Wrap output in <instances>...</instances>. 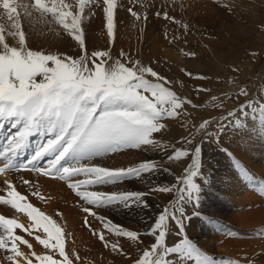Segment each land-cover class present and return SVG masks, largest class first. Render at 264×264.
<instances>
[{
	"label": "snow or ice",
	"instance_id": "obj_1",
	"mask_svg": "<svg viewBox=\"0 0 264 264\" xmlns=\"http://www.w3.org/2000/svg\"><path fill=\"white\" fill-rule=\"evenodd\" d=\"M89 3L98 4V0H79L80 13L73 15L64 10L70 5L65 4L63 0H59V3L53 0L52 6H47L43 0H34L35 8L42 13H51L80 47L82 55L78 59H73L28 49L25 45V34L21 30L18 8L23 7L25 14L31 15L29 6L16 5L14 0H0L3 10L9 13L8 21L14 29L8 34L18 36L20 45L19 48L10 47L5 42L3 35L5 27L0 24V46H2L0 47V120H11L14 127L23 124L22 130L9 144V147L15 144L12 155L18 154L16 149L26 146L29 136L39 134L42 138L48 137L35 150L26 165L12 164L9 168L6 163L5 167L0 168V174L11 170L18 171L23 167L39 175L64 181H69L74 176H83L85 179L68 185L83 202L82 210L88 215L96 216L109 232L138 242L139 233L117 226L84 205H93L95 208L117 204L125 208L147 207L146 195L152 192L172 193L176 186L157 185L144 194L92 191L90 189L97 185L123 182L129 178L143 179L145 174L155 175L162 166L155 161L146 160L127 168L109 169L85 165L82 161L90 162L95 157L125 149L144 147L152 150H167L171 146L154 139L153 133L166 129V124L162 122L165 119H175L180 116L182 113L178 110L182 109L184 104L198 106L164 87L159 81L167 82L166 78L159 76L151 67L142 66L139 61L128 67L120 60H116L112 65L105 67L108 59H111L109 52L95 51L89 56L81 27L84 8ZM103 6L107 34L112 42L115 38L116 0H103ZM131 14L137 19L140 18L135 12ZM165 18L171 19L167 13ZM184 27L187 29V25ZM120 55L127 57L123 51ZM191 55L194 56L195 53ZM89 60L92 67L88 66ZM146 74L154 77L157 82L146 79ZM187 75L192 76L191 73ZM37 77H40L39 81ZM193 78L206 79V77ZM197 91H207V89H197ZM241 93L247 95L246 90L242 89ZM245 107L251 105H243L241 111ZM261 112L264 113V106L261 107ZM228 115L234 116L235 113L229 112ZM210 123L205 120L197 130H206ZM222 129L221 124L217 134ZM186 142L192 143L191 140ZM190 155L191 162L184 168L183 175L178 178L179 184L183 185L176 189L180 194L174 204L162 210L154 227L147 233L154 237V243L151 249L142 253L136 264H168L166 258L172 254L194 260L195 264H216L212 257L194 246L183 231L184 221L187 219L184 206L192 203L199 191L196 181L201 177L202 149L196 146L190 154L186 149L176 148L168 156L169 161H181ZM45 157L50 158L47 165L39 166V161ZM11 159V156L3 157L8 163ZM62 161H70L71 166H64ZM4 183L9 189L7 193L9 198L0 197V203L25 212L32 224L24 231L31 234L30 229L42 228L47 237L36 236L37 242L46 249L57 250L63 258V261H60L54 259L52 255L37 256L38 264H72V260L65 253L62 229L55 221L30 204L22 206L20 201H24L25 197L15 190L11 181L5 179ZM24 183L30 182L24 180ZM34 194L39 195V191ZM169 220L175 223L178 235L181 237L180 242L171 247L166 243ZM85 226L90 228L87 215ZM0 227L7 234L0 236V249L12 253L7 257L12 264H20L18 258H21L24 264H33L32 259L25 256L18 246L23 244L31 249L32 245L21 236L13 234L14 229L23 228V225L14 219L0 216ZM99 239L106 247L108 246L103 234L99 235ZM111 247L114 252H122L117 244H112ZM32 255L35 256V253ZM224 264H235V262L225 261Z\"/></svg>",
	"mask_w": 264,
	"mask_h": 264
},
{
	"label": "bare ground",
	"instance_id": "obj_2",
	"mask_svg": "<svg viewBox=\"0 0 264 264\" xmlns=\"http://www.w3.org/2000/svg\"><path fill=\"white\" fill-rule=\"evenodd\" d=\"M33 2L34 0H14L16 5H30V3L32 4ZM43 2L47 6L52 5V0H43ZM240 2L241 3L238 5H234L232 7V15L234 16L233 19L235 20H230V18L223 13H217L215 14V17L211 13L207 15L208 17L206 19V24H217L216 26L218 27L219 31H217V37L214 41L205 39L201 40L202 45H197L193 49L195 52V58L193 60H185L184 58L185 56H188L189 48L186 50V52L181 51L180 49L179 53L175 52L173 54L172 52H168L171 57V63L179 67L187 65L203 70L205 68H210V66H217V64H220L226 60L231 62L230 59H235V56H237V54H235V50L240 47H245L240 46L242 44L240 43L235 49V46L240 39L246 40L249 43L251 49L258 51L263 50L264 32L263 34L262 32L257 33L254 39L251 38V36L255 35L252 26L256 22L257 6H254V4L249 2V0H243ZM74 11L73 13H75ZM18 12L22 26L21 30L25 34V45L28 49L40 51L45 54H58L62 57L68 56L73 59H78L82 55L80 47L64 28H56L54 26L48 25L46 22H44L43 18L39 17L38 21L35 22L36 24L33 25L36 30L29 32L30 29L25 23L28 15L25 14L23 7H19ZM29 12H33L35 14L37 13L32 9H29ZM242 16L247 19V27L240 24L237 20L242 18ZM98 19L101 18L99 17ZM4 20L5 15L0 9V24L4 25ZM200 20H203V17ZM85 23L86 22H84V24ZM89 23L90 22H88V24ZM203 24H205V22ZM4 27L5 31L3 35L5 37V42L8 43L10 47L19 48V37L8 34L10 31H14V29L11 28V22L7 25V27L5 25ZM105 29L106 23L101 22V20H98L94 26L85 25L83 27L85 48L89 56H91L89 52L93 53L95 51H107L111 49L112 46H115L116 42L114 45H111ZM249 39L250 41H248ZM206 47L208 48L206 49ZM119 49L120 48L117 45L115 50L118 51ZM251 67L252 66H250V68ZM256 81L258 84V92L260 90L259 85L263 86L264 88V70L260 72ZM242 106L243 105L237 104L219 105V107L215 109L214 105H205V112L203 115L194 109H187L189 112H191V114H195L194 117L197 118V121L193 123V129L195 128L194 130H197L196 128L199 127L198 124L201 121L204 122L205 120H208L211 122L206 130H201L200 134L197 135L196 141L194 142L189 153L191 154L196 146L201 147V141L205 142V148H201L203 150L202 155L205 156V161L207 162V164L205 163V166L207 167V170L209 168L211 170V168L213 166L214 167L211 170L212 176L210 175L211 178L208 181L209 183L207 186H204L202 191L203 198L199 204L200 206L197 208L198 213H196V215L194 214V216L190 218L188 225H186V222L184 221L183 231L186 233V238L189 237L190 240L192 239L193 241L190 242L194 246H197L201 251L212 253L213 249L216 248V254L214 253V261L216 264H221V260H218V258L220 259V256H228L230 260L236 264H264V116L262 113H260V111H258V106L253 105V107L256 106L253 112L251 111L250 113L246 114L243 117V120L234 128L231 126L228 129V132L225 131L222 134L220 139H216L217 131L213 126V123L215 122L220 126L221 124L226 123L228 117L227 113L233 112L238 114L241 112ZM9 123H11L12 127H14L13 121L0 120V165L6 166V163L7 166L12 164L26 165L28 160L34 154L35 150L42 143H44L48 137L42 138L39 134L31 135L27 138L26 146L21 149H16L18 154L12 155L15 144L13 143L12 147H9V144L10 142L14 141L17 133L22 130L23 124H19L20 129L18 131L11 130L8 132L4 127L9 125ZM165 124L167 126L166 129H168L169 132H166L165 129L161 132L153 133V138L170 145L171 147H169L167 150H152L150 148L146 149L144 147L141 149H126L122 150L121 152L109 153L104 159L97 163L95 162L96 164L87 160L82 161V163L89 166H93V164H95V166L97 165L99 167L118 169L135 166L141 163V161H144L148 155H151L153 159L158 161L165 159L166 157L168 158L169 153L174 150L173 146L178 143H175L177 141L174 139V131L171 130L173 125L171 124L170 120H168V122ZM208 133L210 134L208 135ZM195 135L196 131H193V133L191 132V134L185 133V137L188 136L187 140H191L192 142ZM187 140L185 138L183 143L185 142V144H189L186 142ZM216 143L218 144L217 146ZM219 145L224 147V149L227 150V153H223L221 150L219 151L216 149V147ZM4 156H11V162H5L3 160ZM45 158L50 159L49 157ZM63 162L65 161H62L61 163ZM66 162L69 164L71 163L70 161ZM190 162L191 155L181 161H176L172 166L176 171H180L181 169L187 167V164ZM235 163H238L243 167V174L232 172L231 169L233 166H235ZM169 173L170 171H168V174ZM35 177L36 175L27 169L10 171L0 174V186H2L6 191H9L7 185L4 183V180L7 179L11 181L17 192L22 190L26 195H28V200L25 198L24 201H20L22 206L25 204H30L44 215L57 222L54 211L60 210V198L66 201V199L69 197L67 191L64 190L65 185H63L59 179L39 176L38 184L39 182L42 183L40 184L42 187H40V189H36L40 190L39 193L41 195L46 194V200L44 201L43 199H40L38 202L35 201L36 199L34 200V196H31L32 194L34 195V193H36L34 188H31V184L33 183V179ZM24 180H28L30 183L25 184ZM132 186L134 191L137 190L139 193L144 194L148 193L152 188V181L142 180L140 183L139 180L138 184ZM122 187L125 190H132V188H128L126 185H122ZM152 195L153 194L151 193L145 197L147 201V207L134 206L131 208L122 207L113 209L116 213V217L118 218L116 220L119 223L127 224L128 226H125V229L127 230L130 228L142 229L148 220L154 218V211H159L160 208L165 205L164 198L157 202V200H151ZM211 197L221 199L220 202L223 204V206H226L227 212L225 215H222L223 217L217 216L218 213L216 210L207 204L208 202L206 200ZM174 201L176 202V199ZM191 206H195L194 208H196L194 202H192ZM53 207L54 209L51 211L50 209ZM185 212L187 214L190 211L185 210ZM14 214L16 215L18 222L23 225L25 229L29 228V226L32 224V221L25 212L18 211L15 213L11 205H4V207L0 208V216L3 218L11 219L12 215ZM58 224L62 229L63 237L67 236L68 230L65 228V225L60 222ZM138 225L139 227H136ZM203 225H207L208 227L205 231L203 230ZM90 227L93 229V234L91 236V239L93 240H81L78 242L80 246H75L71 244L70 241L69 243L67 242L65 253L68 258L72 260V264H122V254L130 253L132 256L136 255L135 246H133V244H129L130 240L127 241V239L125 242L124 240L120 241L118 239L111 240L108 242L109 245L107 248L104 247L99 239V235L103 233L99 232L98 230L96 231V228L93 226V224L90 225ZM30 231L31 233H34L35 231L39 233L41 230L32 228ZM27 234L29 236V232ZM103 235L105 238H107V234ZM169 237L170 240L175 238V236L172 238L171 236ZM238 237L244 239H237ZM52 243H55V241H52ZM112 244H117L122 252H114L111 247ZM18 246L25 256H28L30 259H32L33 264H38L36 257L43 255H52L54 259H60L63 261V258L59 255V252L55 249L50 250L43 247L41 250H38V248L33 246L31 249H29L23 244H19ZM90 248L92 250H90ZM40 252L41 255H39ZM33 253H35V256L32 255ZM10 255H12L11 252H0V264H12V262L7 258ZM18 260L20 261V264H24L21 258H18ZM185 263L188 264L186 261ZM189 264H195V261L190 260Z\"/></svg>",
	"mask_w": 264,
	"mask_h": 264
},
{
	"label": "rangeland",
	"instance_id": "obj_3",
	"mask_svg": "<svg viewBox=\"0 0 264 264\" xmlns=\"http://www.w3.org/2000/svg\"><path fill=\"white\" fill-rule=\"evenodd\" d=\"M240 1L243 0H116V7L114 10L115 38L112 42H110L111 45L112 44L114 45L115 42L116 44L115 46H112L111 49L107 50V52H109L111 59H108L105 67L112 65L116 60H120L122 63H125L128 67H132V64L135 61H139L142 66L151 67L154 71H156L159 74V76L166 78L167 82H165V80L159 81L164 87L175 92L176 95L179 96L180 98L190 100L192 104L198 106V107H192V105L190 104H184L182 109L178 110V112L182 113L180 116H178L175 119L168 118L162 121L164 123H167L168 120H170L171 124L173 125L171 130L174 131L173 132L174 139H176L175 141H177L175 143L179 144V145L178 144L174 145L173 149L182 148L190 151V149L193 147L194 142L196 141L197 135L200 134L201 130L198 131V130H194L195 128L193 129V123L197 121V118L194 117L195 114L193 115L191 114V112L187 110L188 108L194 109L197 112H200L201 115H203V113L205 112V105H214L215 109L219 107V105H236V104L251 105V107H245L243 111H241L238 114L236 113L234 116L228 115L226 123L222 124L223 125L222 131L219 134H216V139H220L222 134L225 131L228 132V129L231 126H233L234 128L236 125H238L243 120V117L246 114L250 113L251 111L253 112L254 108H256V106L253 107V105H257L258 111L262 113L261 105H264V88L263 86L259 85L260 90L257 92L258 84L256 83L257 82L256 79H258L260 72L264 70V49L260 51L251 49L249 43L246 40L240 39L238 40L235 49L240 43H242L240 46H245V47H240L235 50V54H237V56H235V59L231 58L230 59L231 62H228L226 60L220 64H217V66L214 67L210 66V68H205L203 70L187 65H184L183 67L175 66L171 63V57L170 54L168 53V52H172L173 54L175 52L179 53L180 49L181 51L186 52V50H188L189 48L190 55L188 54V56H185L184 58L185 60H193L195 56L191 54L195 53L193 49L197 45H202L201 40L205 39V40L214 41L217 37L216 36L217 31H219L218 27L216 26L217 24L216 25L214 24L215 26L212 23L206 24V19L208 17L207 15L211 13L215 17L216 16L215 14L217 13H223L227 17H229L230 20H235L233 19L234 16L232 15L233 12L232 7L234 5H238L239 3H241ZM55 2L59 3V0H55ZM63 2L65 4L70 5L69 8L64 9L65 11H69V12L71 11L73 15H77L80 13L79 0H63ZM249 2H252L254 6L255 5L257 6L256 8L257 18L255 24L252 26L255 35L251 36V38L254 39L257 33L262 32L263 34L264 32V0H249ZM33 3L32 4L30 3L31 7L30 5H28L29 9L35 10V12H37L39 15L33 12H31L32 15H28L25 23L26 25H28V28L30 29L29 32L31 31L33 32L36 30V28H34L33 25L36 24L35 22L38 21L39 17L43 18L44 22H46L48 25L54 26L56 28L57 27L63 28V26L58 23V20L53 18L51 13H42L41 11L35 8ZM103 7H104L103 0H98V4L89 3L85 5L83 18L81 21L82 29L85 25L94 26V24H96L98 20H101V22L106 23ZM73 8L75 9V11ZM0 9L5 15L4 25L7 27V25L10 23V21H8L9 14L3 10V5H0ZM129 9H131V11H129ZM58 11L59 9H57V12ZM73 11L75 13H73ZM132 12L137 13L140 18L137 19L136 16H133L131 14ZM165 13H167V16L171 19H166ZM99 17L101 19H98ZM202 17L203 20H200L202 19ZM237 20L240 24L245 25V27L248 26V23L246 22L247 19L244 16H242V18ZM84 22L86 23L84 24ZM88 22L90 23L88 24ZM204 22L205 24H203ZM185 25H187V29H185L184 27ZM105 30L107 34V29ZM248 41H250V39ZM117 45L120 48L118 51L115 50V47ZM207 48L208 47H206V49ZM121 51L127 54L126 58L120 55ZM89 53L91 55V52ZM89 61H88V66L90 67L91 65L92 67V63ZM250 66L252 67L250 68ZM187 73H191L192 76L187 75ZM193 77H206V79H194ZM145 78L150 81L157 82L155 78L151 77L150 75L146 74ZM39 79L40 77H37L38 81ZM197 89H207V91H197ZM242 89L247 91V95H243L241 93ZM262 115L264 116V113H262ZM201 123L202 121L198 124V126ZM19 126L20 125L12 127L11 123H9V125L5 126L4 128L8 132L11 130L18 131L20 129ZM213 126L217 132L221 127L220 125H217L216 122L213 123ZM198 128L199 127H197L196 129ZM192 130L196 131V135L193 138L192 144H185V142L183 143L184 139L186 138L187 140L188 138V136L185 137V133L191 134V132L193 133ZM167 131L169 132L168 129H166V132ZM204 143L205 142L201 141L200 145L202 149L205 148ZM181 144H185V145H181ZM217 145L218 144L216 143V146ZM219 146L216 147V149H218L219 151L221 150L223 153H227V150L224 149V147L221 146L219 147ZM171 153H169V155ZM106 156L107 155L95 157L91 161L93 163L95 162L97 163L100 160L104 159ZM205 159H206L205 156L202 155L201 169H200L201 177L196 181L198 184L199 191L196 194L195 200L193 201L194 205H196V208H194L195 206L193 207L191 206L192 203H189L188 205L184 206L185 210L190 211L189 213L186 214L187 215V219H185L186 225H188L190 218L193 217L194 214L196 215V213H198L197 208L200 206L199 204L203 198L202 191L204 189V186L205 185L207 186V184L209 183L208 181L212 176L211 170L214 166L211 168V170L210 168L207 170V167L205 166V163L207 164V162L205 161ZM146 160L155 161L157 164L162 166L161 167L162 170L164 168H167L168 171H170V173L168 174L167 169H164L163 171L162 170L158 171L155 174V176L153 174L151 175L145 174L146 177L143 179L129 178L123 182L97 185L94 188L90 189L92 191L105 192V193H117V192L139 193V191L137 190L134 191L132 188L133 187L132 185L138 184L139 180L140 183L142 182V180L152 181V187L157 185H162L165 187L173 186V185L176 186L174 187L172 193L166 194V193L152 192L153 195L151 197V200H157V202H159L162 200V198H164L165 205L162 206L159 211L157 212L154 211V215H153L154 218L148 220L146 222V225L142 229L130 228L131 231L133 230L140 234L139 241L133 242L127 237L116 236L114 233L109 232L104 227V224L96 218V216L86 214L81 208V204L83 202L79 199V197L75 195V192L71 188H69V186H67L69 185V183H75L79 180L85 179V177L74 176L71 178V180L67 181V183L64 180H60V182H62V184L65 185L64 190L67 191L69 197L68 199H66V201L60 198V203H61V207H59L60 210L54 211V214L56 216L55 218L57 219L56 224L59 226L58 224L59 222L63 223L65 225V228L68 230L67 232L68 235L63 237V239L65 240L64 241L65 247L67 246V242L69 243V241L71 244L75 246H80L78 242H80L81 240H87V241L93 240L91 239V236L93 234V229L91 227L89 228L85 226V217L87 215L88 224L90 223L89 225L93 224V226L96 228V231L98 230L103 234H107V238H105L107 242L117 239L120 241L124 240L125 242V240L127 239V241L130 240L129 244L131 245L133 244V246H135L136 255L132 256L130 253L122 254L123 255L122 264L124 263L136 264V261L142 257V253L145 250L151 249L154 243V237L151 235H147V233L150 231L152 227H154V223L158 219V216L162 212V210L165 207H168L170 204L175 203L174 200L177 198L176 196L180 194L176 189L179 187H183V185L179 184L178 178L183 175L184 169H181L180 171H176L175 168H173L172 166L173 163H175L176 161H168L167 157L165 159L158 161L153 159L151 155H148V157L145 158L144 161ZM47 162H48V158H44L43 160L40 161L39 166L41 167L46 166ZM62 164L64 166H71V163L69 164L66 161L63 162ZM95 164H93V166H95ZM231 170L234 173H240V174L244 173L243 167L240 166L238 163L237 164L235 163V166H233ZM33 173L36 175V177L33 179L31 188H34L35 192H37V190L40 189V187H42V185H40L42 183L39 182L38 184L39 176L41 177H45V176L39 175L35 172ZM122 185H126L128 188H132V190L131 189L125 190L122 187ZM0 191H1L0 194L1 197L7 196L6 192L8 193V191H6L2 186H0ZM18 193L24 196L26 200H28V195H26L22 190H19ZM42 195L39 193V195L32 194L31 196L35 197L34 198V200L36 199L35 201L39 202L40 199L41 200L43 199L45 201L46 194L44 196ZM206 201L208 202L206 203L210 207H213L216 210V212L218 213L217 216L223 217L222 215L226 214L227 212L226 206H223V204L220 202L221 199L211 197L208 198ZM117 205H111L101 208H95L93 205H84V206L91 208L94 212L97 213V215L101 217H106L110 221L112 220L111 222L115 223L117 226H121L125 228V226H128L127 224L119 223L116 220L118 218L116 217V213L113 209L116 208L118 209L123 207L119 204ZM1 207H4V204L0 203V208ZM53 209L54 207L51 208L50 210L53 211ZM14 211L15 213L18 212L16 209H14ZM14 215H12L11 219H14L16 220L17 223H19L18 219L16 218V215L15 216ZM136 227H139V225ZM206 228H208L207 225H203L204 231L206 230ZM24 229H25L24 227L14 229L13 234L21 236L23 239L27 240L29 244H31L33 247L38 248V250H41L43 246L40 245L38 242H36L37 240L35 239V237L39 236L41 238H46L47 234L42 232L43 229L42 228L39 229L41 230L39 233L35 231L34 233L29 234V236L27 234L28 232L24 231ZM6 235L7 234L4 232V229L0 227V236H6ZM169 236H171V238L175 236V238H172V240H170ZM187 239L191 242L193 241L192 239L190 240L189 237ZM237 239H244V238L238 237ZM180 240L181 237L178 235V229L176 228L175 223L169 220L168 235L166 237L167 246L169 247L174 246L176 243L180 242ZM100 242L104 247H106L101 240ZM90 250L92 249L90 248ZM0 252L8 253V251L4 249H0ZM203 253L209 255L215 260L214 255L216 254V248L213 249L212 253H206V252ZM39 255H41V252ZM166 259L168 260V264H180V263L186 264L185 261L188 264L190 263V259L181 258L176 254L170 255ZM218 260L219 261L221 260V264H224L225 261L233 262L232 260H230L228 256H223V257L220 256V259L218 258Z\"/></svg>",
	"mask_w": 264,
	"mask_h": 264
}]
</instances>
